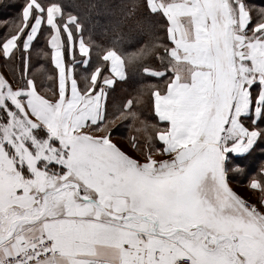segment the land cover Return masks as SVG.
<instances>
[{
  "label": "snow or ice",
  "instance_id": "obj_1",
  "mask_svg": "<svg viewBox=\"0 0 264 264\" xmlns=\"http://www.w3.org/2000/svg\"><path fill=\"white\" fill-rule=\"evenodd\" d=\"M81 7L0 0V264H264V0H145L139 78Z\"/></svg>",
  "mask_w": 264,
  "mask_h": 264
},
{
  "label": "trees",
  "instance_id": "obj_2",
  "mask_svg": "<svg viewBox=\"0 0 264 264\" xmlns=\"http://www.w3.org/2000/svg\"><path fill=\"white\" fill-rule=\"evenodd\" d=\"M78 3L82 6L79 16L85 36L94 42V48L98 47L101 53L109 48L117 51L123 57L130 75L139 78L140 70L144 66L153 65L157 54L162 52L167 44L166 23L159 19L155 22L147 20L144 13L145 0H78ZM148 24L151 25L150 36L146 31ZM140 35L145 38L137 43V37ZM37 48L50 50L43 39ZM34 59L45 63L43 56ZM45 66L53 67L50 59ZM0 67L4 69L6 77L11 76V68L5 65L3 60H0ZM120 96L121 89H117L114 102L118 101ZM143 111L145 118L150 119L154 115L150 94L145 97ZM127 147L132 152L136 151L132 146Z\"/></svg>",
  "mask_w": 264,
  "mask_h": 264
},
{
  "label": "crops",
  "instance_id": "obj_3",
  "mask_svg": "<svg viewBox=\"0 0 264 264\" xmlns=\"http://www.w3.org/2000/svg\"><path fill=\"white\" fill-rule=\"evenodd\" d=\"M111 50H114V49H112V48H109V49H106V51H111ZM117 52V51H116ZM118 53V52H117ZM119 54V53H118ZM120 55V54H119ZM121 56V55H120ZM122 57V56H121ZM123 58V57H122ZM124 60V59H123ZM5 73V71H4V69H2L1 67H0V75H4L5 77H6V75L4 74ZM49 74H51V73H49ZM152 108H153V100H152ZM153 112V111H152ZM153 114H154V112H153ZM97 134H99V133H97ZM164 158H166V157H164ZM233 188H234V190L235 191H237L239 194H241L242 196H244L246 199L247 198H249V193L246 191V188H245V186L243 185V184H238V183H236V182H234L233 183ZM252 199H254V197H252ZM106 254H108V255H111V249H108V248H104V249H102Z\"/></svg>",
  "mask_w": 264,
  "mask_h": 264
},
{
  "label": "rangeland",
  "instance_id": "obj_4",
  "mask_svg": "<svg viewBox=\"0 0 264 264\" xmlns=\"http://www.w3.org/2000/svg\"><path fill=\"white\" fill-rule=\"evenodd\" d=\"M6 75V73H4ZM119 144L122 147L123 150H125L129 155H132L133 158H137V159H141L139 157L138 152L134 151L132 152L127 146H131L130 144L126 143V138H124V140L122 138H120L119 140Z\"/></svg>",
  "mask_w": 264,
  "mask_h": 264
}]
</instances>
